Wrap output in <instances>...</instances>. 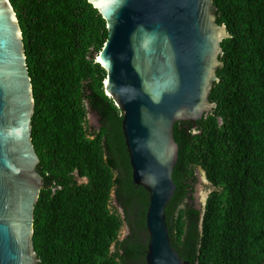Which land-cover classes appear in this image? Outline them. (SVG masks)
I'll use <instances>...</instances> for the list:
<instances>
[{
  "label": "trees",
  "instance_id": "obj_1",
  "mask_svg": "<svg viewBox=\"0 0 264 264\" xmlns=\"http://www.w3.org/2000/svg\"><path fill=\"white\" fill-rule=\"evenodd\" d=\"M9 1L34 86L33 140L45 183L34 225L41 264H147L150 196L133 181L122 113L97 62L106 21L87 0ZM214 3L231 35L210 97L217 107L175 126L177 189L167 225L172 246L192 264H264V0ZM198 171L213 188L200 208Z\"/></svg>",
  "mask_w": 264,
  "mask_h": 264
},
{
  "label": "water",
  "instance_id": "obj_2",
  "mask_svg": "<svg viewBox=\"0 0 264 264\" xmlns=\"http://www.w3.org/2000/svg\"><path fill=\"white\" fill-rule=\"evenodd\" d=\"M87 1L107 24L97 62L122 113L133 181L150 196L146 262L192 264L172 246L166 219L177 189L174 129L215 111L210 97L231 35L218 23L214 0ZM35 109L22 29L10 1L0 0V264H41L34 225L45 183L33 140Z\"/></svg>",
  "mask_w": 264,
  "mask_h": 264
},
{
  "label": "rangeland",
  "instance_id": "obj_3",
  "mask_svg": "<svg viewBox=\"0 0 264 264\" xmlns=\"http://www.w3.org/2000/svg\"><path fill=\"white\" fill-rule=\"evenodd\" d=\"M88 120H89L90 126L97 128V129L99 128L98 117L94 113L90 112L88 116ZM197 179L198 180H197L196 187H195L196 190L193 195L194 197L193 203L198 208H200L204 206V204L206 203L205 201L207 197L210 195V193L213 191V188H211V185L207 181L206 175L203 172H200V171L197 172ZM129 231H130L129 227L125 225L123 229L121 230L119 239L120 240L125 239L129 235Z\"/></svg>",
  "mask_w": 264,
  "mask_h": 264
},
{
  "label": "built area",
  "instance_id": "obj_4",
  "mask_svg": "<svg viewBox=\"0 0 264 264\" xmlns=\"http://www.w3.org/2000/svg\"><path fill=\"white\" fill-rule=\"evenodd\" d=\"M90 114V113H89ZM89 114H88V116H89ZM88 118V117H87ZM86 181V180H85Z\"/></svg>",
  "mask_w": 264,
  "mask_h": 264
}]
</instances>
